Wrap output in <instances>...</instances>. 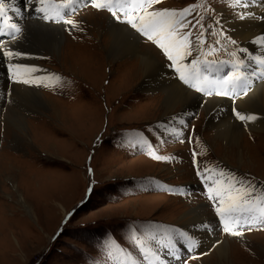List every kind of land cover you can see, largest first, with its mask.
<instances>
[{
    "label": "rangeland",
    "instance_id": "obj_1",
    "mask_svg": "<svg viewBox=\"0 0 264 264\" xmlns=\"http://www.w3.org/2000/svg\"><path fill=\"white\" fill-rule=\"evenodd\" d=\"M229 1L160 0L149 10L200 5L186 18L189 27L183 29L192 33L191 54L187 56L201 60L203 54L216 48L213 56L236 59L244 49L242 40L232 34L224 13L235 16L243 9ZM260 1L264 7V0ZM32 4V10L40 5L39 0ZM24 5L28 6L21 7ZM223 7L229 10L223 11ZM258 7L252 8L257 15ZM35 17L24 8L9 22L20 31L11 33L8 28L6 37L0 35V67L5 66L13 83L10 86L21 84V88L39 90L58 111L40 102L17 100L12 90L5 94L6 103L0 112V264H126L124 257L137 258L136 264H150L152 258L157 264H176L178 253L184 252L179 248L183 241L178 223L182 214L200 203L210 205L213 215L216 213V206L203 195L202 188L196 191L193 163L228 169L258 191L264 189V132L250 131L245 124L240 148L226 147L227 143L216 137L210 119L214 116L219 120L220 105L213 112H206L204 104L192 112L177 107L172 116H165L163 102L152 101V94L140 90L136 76L129 77V67L113 63L106 52H101L102 56L96 53L90 63L83 58L87 49L95 47L94 42L107 44L109 23L127 24L121 22L124 17L117 20L109 10L83 6L68 17L74 27L54 20L45 22L63 28L59 49L37 53L32 64L4 55L11 51L25 57L17 41L26 36L27 26ZM96 33L104 37L98 41ZM138 34L139 43L150 46L169 66L164 50ZM200 36L202 42L197 43ZM80 40H87L84 50L70 46V50L66 48L68 54L62 55L65 43L85 44ZM10 64L22 66L16 70L20 74L17 80ZM26 68L36 71L25 72ZM54 76L60 81L50 78ZM42 77L38 83L19 82ZM229 107L237 112L233 102ZM10 109L17 112H7ZM232 112L231 117L237 119ZM192 135L195 144L188 145L184 141ZM141 138L148 146L170 154L171 159L161 161L144 151L137 143ZM164 182L174 185V190H161ZM217 227L218 238L199 251H203L200 257L179 260L178 264H219L221 259L215 251L224 240L229 242L227 250L233 264H264V253L258 254V249L264 252V224L238 229L242 236ZM169 229L171 238L178 241L165 243ZM133 236L143 242L142 253L137 254L140 245Z\"/></svg>",
    "mask_w": 264,
    "mask_h": 264
},
{
    "label": "bare ground",
    "instance_id": "obj_2",
    "mask_svg": "<svg viewBox=\"0 0 264 264\" xmlns=\"http://www.w3.org/2000/svg\"><path fill=\"white\" fill-rule=\"evenodd\" d=\"M9 2L12 3L11 4L12 8H16V7H19L18 9L21 8L20 13L23 11L24 8L34 7L32 3H29L28 6L24 5L25 7L24 6L21 7L24 4L22 0H9ZM229 2L232 4L233 7L239 6L243 9V10H239V15H235V16L232 14L226 15V13H224V17H226V20L229 22V27L231 28L232 34L237 39L242 40V47L244 49L240 50L239 59L248 61L251 56H260V55L264 56V42H262L264 41V24H263L264 7L262 6V2L260 0H241L239 4L235 3V0H230ZM253 6H259L258 15L257 13L255 14V10H252ZM225 10H229V9L224 8L223 11ZM15 14L16 13H14L13 16H15ZM235 14H237V12ZM19 16L20 14L17 16V18ZM40 20L42 21V23L33 22ZM30 21L32 22L29 23L27 26L26 36L23 39L17 41L19 44L18 46L21 45L19 51H24L25 57H22L24 55L21 54L19 56L13 57L15 61H17L19 57L21 59L19 62L23 64L24 63L32 64V61H34L33 59L37 55V53H43L45 50L52 53L54 49L60 47L59 43L61 40L64 39L63 38L64 35L62 34L63 28L61 26H53L52 24H45L46 22L45 20L37 17L33 18V20ZM129 28L130 26H128L127 24H115L113 22L112 23L110 22L109 30L106 33L107 44L105 42H104L105 44L94 42L93 45L95 47H92L91 49H87L85 53L86 56L83 55L81 56H83V58H86L85 60L89 61L88 63H90L91 59H93V56H95L96 53L101 54V52H106L108 59L110 61L112 60L113 63L114 62L117 63L118 61L119 63L117 64L124 67H129V71L132 70V74H130L129 77L136 76V81H140L138 85L140 87V90L147 92L149 95L152 94L151 95L152 96L151 98H153L152 101L163 102V106H164L163 114L165 116L168 115L172 116L176 112L175 109L177 107H180V109L184 108V110L181 109L182 112H192L193 109L200 107L201 104H204V109L206 112H213L212 109L216 108V105L217 106L220 105L221 109L218 112H222V114L218 116L219 120H216L214 116L210 117V119H212L211 125L213 126L216 132L215 134L216 137L219 138L221 142L224 141L225 142V143L223 142L224 144L227 143L226 147L235 145L238 146V148H240L239 143L241 141V137H243L245 133L243 131V127L245 126L250 131H252V129H255L259 132H264V76H262V78L259 79L260 81L254 85L253 89L249 93L237 99V101L235 102L221 97H216L217 99H212L213 96L208 97L201 95L197 93L193 88L187 86L184 83V81H182L179 78L180 73L177 72L175 74L172 68L168 66L166 62L162 60L150 46H145L143 45L144 43L142 44V42L139 43L140 39L138 40L139 38L138 32L135 33L131 31ZM94 35L95 32H93V36ZM96 37L97 40L99 41V39L104 36L101 35L100 33H96ZM87 40L92 41L91 39H87ZM80 41L84 42L85 44H81V45L76 44L78 41L75 43L69 41L65 43L66 45L62 49V55L66 56V54H68L67 51L70 50V46L72 48L74 47L75 49L81 48L80 50H84L83 48L84 45L88 43H86L85 40L83 41L80 40ZM2 43L4 44L5 42L3 41ZM66 48H68L69 50H67ZM124 57L127 58L124 59L123 61H119L118 59L115 60L116 58H124ZM180 61L184 62V64L181 65H188L187 62H189L190 64V61L187 59L185 61L183 60ZM188 66L190 67V65ZM4 67L5 66H3L2 69L0 67V112L2 110L4 103H6L5 100L7 95L5 94L10 90L14 91L17 94L18 96L17 100H25L26 102L29 101L34 103L37 102V104L40 102L45 107L46 105L49 108L51 107L50 108L51 111L54 112L58 111L56 110V107H54L53 109L52 103L50 104L48 100L44 98V95L40 94L39 90L37 92L36 90L21 88L20 87L21 84H14L10 86L9 84H13V83L9 82ZM35 68L38 69L36 65ZM188 70H189L188 68L185 69L186 74ZM231 102L234 103L233 108L236 111H238L241 107L242 114L255 115L257 119L254 121L242 122L239 121L238 119L232 118L230 112H232L233 109L229 107ZM12 111H14V109L7 110V112H12ZM232 113L233 116H235V112ZM228 114L229 117H227ZM184 115L187 116L188 114L186 113ZM176 119L181 120V117L177 116ZM245 124H248L249 126ZM193 151L195 152V149ZM240 153H242V151H240ZM240 153L239 154L237 153L239 158H240ZM221 170L228 173L226 171L228 169H221ZM230 173H232V171H230ZM215 178L220 179V177H215ZM181 218H183V220L178 223H181L179 226L181 229H183V232L192 235L197 239L196 247L198 248L195 251L203 250L212 242L214 238H218V231H217L218 221L216 217L213 215L210 205H207L206 203L205 205L203 203H200L198 207H191L189 210H186V212L182 214ZM219 242L221 243L218 246V252L215 251V254L219 257V259H221L219 264H233L232 258H230V256L228 255V250H227V244L229 242L226 240H224L223 242L222 241ZM258 252H259L258 253L259 256L261 255L260 253L262 254L264 253L261 250L259 251V249ZM259 256L255 255V257H259ZM229 258H230V262H229Z\"/></svg>",
    "mask_w": 264,
    "mask_h": 264
},
{
    "label": "snow or ice",
    "instance_id": "obj_3",
    "mask_svg": "<svg viewBox=\"0 0 264 264\" xmlns=\"http://www.w3.org/2000/svg\"><path fill=\"white\" fill-rule=\"evenodd\" d=\"M30 3V0H28ZM241 0H235V3L239 4ZM42 5L38 9L40 12H44L45 19H63V12L57 11L56 17L49 16L46 12L45 0H39ZM80 3V0H64L62 4L57 5L58 9L74 10V6ZM92 5L97 9H107L112 12V15L120 20L121 17L117 15V10L123 12L124 22L131 25L132 28L142 33L148 40L154 41L161 49L164 50L168 59L173 61L176 66V71L180 73V79L184 83L196 88L198 91L205 92L211 95V89L219 84V81H215L209 78L205 70H202L199 65L204 64L205 69L210 72L211 65L215 61H209L205 59L203 62L200 60H192L190 68L188 65H181L180 60H183L185 56L191 54V32H184L183 29L189 27L187 17L195 11V8L200 6H192L181 10L176 9H161V10H149L154 5L159 4L160 0H91ZM14 11L19 12L20 9L15 8ZM6 3L5 0H0V32L4 30V25L12 32H19L20 29L15 24H8V17L6 15ZM64 23L75 26L72 20H66ZM199 23V21H197ZM202 42V36L197 37V43ZM264 42V41H262ZM209 53L203 55L207 56ZM8 57L19 56L20 53H13L11 51L3 53ZM233 56L236 53H232ZM264 64V60L260 61ZM244 65L243 60H237L232 65V71L226 75L223 80L224 87L221 88L216 94L229 95L228 88H231L232 92H235L238 87L242 86L246 82V76L241 71ZM21 65H9V68L13 70V79L17 80ZM188 68L186 74L185 69ZM34 68H26L25 72H34ZM54 78L56 82L60 81L59 76L50 77ZM44 78L39 79H24L19 82L23 83H38L42 82ZM235 116L240 121H254L257 119L255 115H244L241 112H235ZM183 123V121H181ZM139 144H146V140L141 138L137 141ZM150 147V146H149ZM149 154L153 153L151 150ZM156 159H165V157L156 156ZM213 173L214 175H210ZM197 174L205 181L206 184L210 182L207 195L217 206L215 212L219 216L220 221L223 224V231L234 236H242L244 233L242 229L245 225H251L254 223L264 224V189L257 190L255 185L247 182L243 179L237 178L232 173H226L223 170L207 168L203 171L198 170ZM220 177V179L214 178ZM206 227V225H205ZM179 235L188 240L189 247H194L195 241L191 240L185 232H180ZM138 245L143 242L133 236ZM147 257V251L145 252ZM126 264H135V261L131 257H124Z\"/></svg>",
    "mask_w": 264,
    "mask_h": 264
}]
</instances>
